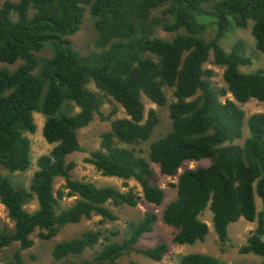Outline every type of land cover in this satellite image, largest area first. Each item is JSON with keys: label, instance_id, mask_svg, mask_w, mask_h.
Segmentation results:
<instances>
[{"label": "trees", "instance_id": "1", "mask_svg": "<svg viewBox=\"0 0 264 264\" xmlns=\"http://www.w3.org/2000/svg\"><path fill=\"white\" fill-rule=\"evenodd\" d=\"M88 5L101 50L86 57L72 47L68 36L81 28ZM161 7L169 17L149 21ZM153 24H163L175 37L152 35ZM247 27L264 54V0H0V64H4L0 65V163L10 172L30 167L31 141L26 133L37 129L36 112L45 116L42 133L52 145L38 158L29 187H16L10 177L0 174V202L14 223L13 228L0 230V250L18 243L15 257L21 263V252L33 245L35 232L50 239L66 224L93 215L114 220L108 203H138L140 197L131 192L98 187L70 175L76 163L69 155L81 150L78 131L90 124L103 104L87 87L93 80L123 106L127 117L112 122L100 148L91 151L85 162L103 175L134 179L145 201L159 206L165 191L149 180L151 162L159 164L163 174L174 175L185 161L209 159L208 166L183 171L173 184L177 195L162 213L163 221L177 228L173 241L204 240L209 226L200 214L209 206L214 229L224 241L230 223L241 218L256 221L240 252L264 259V212L256 206L257 196L264 208V112L246 117L239 105L250 99L264 103V71L244 72L251 59L241 40L230 51L221 44L232 28ZM47 43L54 54L39 64L36 53ZM211 53L213 63L224 67L222 89L212 84L213 72L204 68ZM18 62L14 71L6 66ZM167 86L175 88L176 100L169 105L172 127L151 143L147 159L131 147L148 140L158 122L153 111L144 120L141 97L164 105ZM227 93L233 99L220 101V95ZM70 102L79 108L73 114L63 107ZM244 127L248 137L243 144L235 143L243 137ZM57 177L65 179L67 194L78 197L61 210L58 199L66 194L62 189L55 194ZM34 200L37 208L28 211L26 205ZM157 219L156 212L148 211L130 221L126 238L104 244L92 258L81 256L99 242L101 232L86 230L57 242L53 258L56 264L70 257L79 258L72 264H128L121 258L153 231ZM167 249L160 243L139 251L160 261ZM180 264H219V260L191 252Z\"/></svg>", "mask_w": 264, "mask_h": 264}, {"label": "rangeland", "instance_id": "2", "mask_svg": "<svg viewBox=\"0 0 264 264\" xmlns=\"http://www.w3.org/2000/svg\"><path fill=\"white\" fill-rule=\"evenodd\" d=\"M17 1V0H10ZM166 7H161L155 10L150 17L151 19L164 20L169 15L164 14ZM33 11H31V14ZM15 17V16H14ZM153 23H157L155 20ZM163 24H153L150 26L152 35L171 40L176 33L164 29ZM208 37L210 35L206 34ZM99 33L96 27V19L90 13V6H86L83 23L79 31L73 35L68 36L72 47L83 56H90L101 50L96 45ZM207 37V38H208ZM241 40L245 45V54L251 59L250 64L243 67L244 72L264 71V54L257 50L254 37L251 34V28H232L227 32L225 37L221 40L222 46L230 51L231 47ZM54 54V49L51 43H47L39 52L36 53L39 64L45 62L44 60ZM213 55L211 53L209 61L204 64L205 69L213 72L209 76L212 84L217 89L225 87L226 83L223 78L224 67H221L212 61ZM4 65V64H0ZM19 65L18 63L6 65L11 71H14ZM87 87L96 93L98 97L103 100L99 111L94 115L90 124L78 131V139L81 145V150L69 155V160L76 163V167L71 171L70 175L73 179L93 182L96 186H112L119 191L126 193H133L140 197L138 203L132 205H114L108 203L109 207L116 215L114 220H104L100 215H93L90 218H85L78 223H70L63 226L56 236L50 239H43L38 236V232L33 234V245L21 252V263L15 257V253L19 248L18 243H14L3 250H0V264H56L52 255L54 245L61 241L80 236L86 230H98L101 232V238L92 248L85 250L81 258H92L98 251H100L104 244L115 240H122L130 233L128 223L130 221H137L148 211H154L158 214V219L155 222L153 231L147 233L135 246L125 254L121 260L128 264H180V259L183 255L191 252L206 253L215 256L219 260V264H230L245 262L247 264H264V259L261 256L253 253H242L240 248L247 243L248 237L255 230L257 222H250L245 219H240L233 222L228 227V235L224 240L218 238V235L213 226V214L209 206L200 214V218L211 224V231L203 241L194 244H178L173 241V237L177 231L176 227L166 224L162 219L163 209L167 203L173 200L177 195V188L173 186L178 182L180 174L187 169H196L201 166H208L209 159L185 161L174 175H166L161 172L160 166L157 163L151 162L152 174L149 180L153 185H156L165 191L163 202L157 206L145 201L143 197L142 187L134 179H123L115 176L103 175L92 164L85 162V158L91 151L100 148L103 133L109 131L112 127V122L119 118L127 117L125 109L112 96L100 90L93 80L89 81ZM175 88L165 87L167 101L164 105H159L152 102L145 95H142L141 100L144 105V120H147L153 111L158 120L153 133L150 138L139 144L132 145L137 153L149 159V149L152 142L158 140L171 130L172 122L169 115V105L176 100L174 95ZM227 98L233 99L231 93L220 95V101L224 102ZM240 107L245 111L246 117L253 113L264 112V103L250 99L247 102L239 103ZM65 112L73 114L79 110L73 103H65ZM34 119L37 129L34 133H26V136L31 141V164L25 171L10 172L0 163V174L10 177L12 183L16 187H29L33 173L37 169L38 158L48 153L52 145L49 144L43 137V126L45 123V116L40 112L34 113ZM249 132L244 127L243 137L237 138L235 143L243 144L248 137ZM55 194L62 189L65 192L63 198L58 199L59 210L67 208L74 204L78 197L69 195L68 189L65 188V179L57 177L54 182ZM256 206L258 212L263 211V204L259 197L256 196ZM37 208V203L34 200L32 203L26 205L28 211H34ZM13 221L9 218L5 206L0 202V230L13 228ZM160 243L168 245L167 251L164 253L160 261L153 260L139 250L142 248L153 247ZM78 257H70L62 264H72L78 260Z\"/></svg>", "mask_w": 264, "mask_h": 264}, {"label": "crops", "instance_id": "3", "mask_svg": "<svg viewBox=\"0 0 264 264\" xmlns=\"http://www.w3.org/2000/svg\"><path fill=\"white\" fill-rule=\"evenodd\" d=\"M200 219H201V218H200ZM241 219H242V218H241ZM201 220H202V219H201ZM239 220H240V219H239ZM204 222H206V221H204ZM235 222H236V221H235ZM206 223H207V222H206ZM232 223H233V222H232ZM207 224H208V223H207ZM230 224H231V223H230ZM230 224H229V225H230ZM208 226H209V232H210V231H211L210 229H211L212 225H211V224H208ZM228 227H229V226H228ZM209 232H208V234H209ZM208 234H207V235H208ZM207 235H206V236H207ZM217 235H218V234H217ZM205 238H206V237H205ZM218 238H219V236H218ZM219 239H220V238H219ZM202 241H203V240H202ZM198 242H199V241H198Z\"/></svg>", "mask_w": 264, "mask_h": 264}]
</instances>
